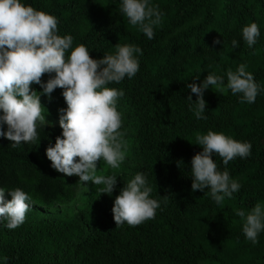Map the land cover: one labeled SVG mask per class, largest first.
Segmentation results:
<instances>
[{
    "label": "trees",
    "instance_id": "obj_1",
    "mask_svg": "<svg viewBox=\"0 0 264 264\" xmlns=\"http://www.w3.org/2000/svg\"><path fill=\"white\" fill-rule=\"evenodd\" d=\"M21 3L54 15L58 34L71 35L73 47L84 44L93 59L114 54L116 43L134 44L142 55L137 54L140 69L133 78L108 85L124 92L117 110L128 153L119 169L107 165L102 173L117 176L111 195L100 194L103 186H98L68 218L35 208L70 202L81 183L55 171L45 154L61 133L58 110L67 107L62 89H55L50 100L40 96L49 124L38 128L35 144L13 148L0 137V187L9 198L7 191L20 188L34 206L15 229L0 221V258L7 257V264H264V231L253 245L235 214L238 209L249 212L256 203L264 206V0H150L164 13L151 40L129 24L122 0ZM253 22L260 36L248 47L242 28ZM233 39L239 47L231 50ZM241 63L261 87L255 102H241V94L230 90L204 93L207 119H197L187 100L196 96L186 84H199L208 74L223 76L226 84L227 71H236ZM48 78L45 74L42 82ZM31 87L42 92L37 84ZM208 131L252 145L250 157H237L227 166L213 156L220 170L226 167L241 184L220 205L210 189L191 190L190 161L202 151L195 136ZM138 172L145 174L153 189L150 198L160 208L154 219L138 226L116 225L114 199Z\"/></svg>",
    "mask_w": 264,
    "mask_h": 264
},
{
    "label": "clouds",
    "instance_id": "obj_2",
    "mask_svg": "<svg viewBox=\"0 0 264 264\" xmlns=\"http://www.w3.org/2000/svg\"><path fill=\"white\" fill-rule=\"evenodd\" d=\"M121 12L149 40L155 36L154 26L164 16L150 0H122ZM259 36L255 22L242 28V39L248 47L255 45ZM213 43L222 42L214 40ZM114 46V54L93 59L84 44L73 47L71 35L58 34V19L54 15L36 10L21 0H0V137L11 141L13 148L22 142L35 144L38 128L49 124L40 96L50 100L55 89H62L67 107L58 110L61 133L54 145L46 148V157L55 171L76 176L81 183L102 185L100 194L107 195L114 191L117 176L97 175V163L103 160L111 169H119L127 153L121 131L122 114L117 110V101L124 92L108 85L119 84L125 77L133 78L140 69L137 54L142 55V49L134 44ZM238 47V41L233 39L231 50ZM246 68L241 63L236 71L229 69L226 84L223 76L215 74H208L199 84H186L196 96L195 101L191 95L187 100L197 119H207L203 115L206 111L203 94L209 86L222 94L228 90L233 95L241 94V102H255L261 87ZM45 74L49 78L42 82ZM33 84L39 85L42 92L33 90ZM195 141L202 151L190 161L191 190L210 189L212 199L220 205L225 197L231 198L238 192L241 184L231 178L226 167L220 170L213 156H219L227 166L237 157H250L252 145L215 131L198 133ZM152 191L145 174L136 173L114 199L111 211L115 224L126 222L135 227L154 219L160 202L150 198ZM5 192L0 187V221H6L5 227L12 230L25 222L31 197L15 188L7 191L11 199L6 201ZM235 214L243 220L245 238L257 244L258 234L264 231V206L256 203L249 212L238 209ZM0 260L7 264V257Z\"/></svg>",
    "mask_w": 264,
    "mask_h": 264
},
{
    "label": "rangeland",
    "instance_id": "obj_3",
    "mask_svg": "<svg viewBox=\"0 0 264 264\" xmlns=\"http://www.w3.org/2000/svg\"><path fill=\"white\" fill-rule=\"evenodd\" d=\"M210 92H216L214 88L212 89L211 86L207 90H205L204 93H210ZM126 153V157H127ZM107 164L101 160L100 162L97 163V175H102L104 169L106 168ZM97 185H94L92 182H83L77 185L73 191H74V197L73 199L65 204L62 205H54L52 207H43V206H37L35 205V208H38L42 212L45 213H50V214H55L59 215L63 218H68L72 216L74 213H76L84 204L88 194L92 193L95 188H97ZM11 198L5 196V200H10ZM30 205L33 206V204L30 203ZM34 207V206H33Z\"/></svg>",
    "mask_w": 264,
    "mask_h": 264
}]
</instances>
